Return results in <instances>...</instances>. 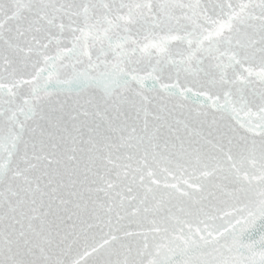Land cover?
I'll return each instance as SVG.
<instances>
[{
    "label": "snow or ice",
    "instance_id": "6c2138e0",
    "mask_svg": "<svg viewBox=\"0 0 264 264\" xmlns=\"http://www.w3.org/2000/svg\"><path fill=\"white\" fill-rule=\"evenodd\" d=\"M0 264H264V0H0Z\"/></svg>",
    "mask_w": 264,
    "mask_h": 264
}]
</instances>
